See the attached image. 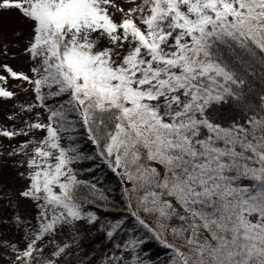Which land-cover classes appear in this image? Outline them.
<instances>
[{
    "label": "snow or ice",
    "instance_id": "snow-or-ice-1",
    "mask_svg": "<svg viewBox=\"0 0 264 264\" xmlns=\"http://www.w3.org/2000/svg\"><path fill=\"white\" fill-rule=\"evenodd\" d=\"M4 12L27 29L0 32V138L15 141L0 143V231L23 233L0 242L10 264H158L153 244L163 264H264V0H0ZM91 161L119 179L123 207L82 178ZM5 167L26 182L16 193Z\"/></svg>",
    "mask_w": 264,
    "mask_h": 264
},
{
    "label": "rangeland",
    "instance_id": "rangeland-1",
    "mask_svg": "<svg viewBox=\"0 0 264 264\" xmlns=\"http://www.w3.org/2000/svg\"><path fill=\"white\" fill-rule=\"evenodd\" d=\"M17 29H24L25 33L27 32V29L25 26L21 23L20 17L18 13L15 12H4L0 13V32H3L6 36L11 37L12 32H14ZM9 64H11L15 69H24L27 71V63L26 58H20L18 57L16 60H9ZM14 83V82H12ZM11 87V84H10ZM16 90V89H11ZM25 97L23 94L19 97V100L17 101V106L19 104V101L24 100ZM11 108H12V102H3L0 101V124H10V121H8L7 116L11 114ZM0 143H2L5 148L14 145L15 141H8L7 139L0 138ZM4 178L5 181L8 183V186L12 189L13 193L18 192L21 190L24 185L25 181L21 180L17 175L16 171L13 170L10 167L4 168ZM18 213L26 217L28 219H31L33 215H35V211L32 207V205L27 201H20V207L16 209ZM6 215L11 216L12 210L9 209L6 212ZM22 231H16V230H10V229H3L0 231V242H20ZM19 246L23 248V243H20ZM157 253L159 254V258L157 257ZM13 255L10 251L5 250L4 248L0 247V264H10V261L7 259V257ZM150 255L152 259H157L158 264H163V261L167 259V256L164 254V250L158 246L153 244Z\"/></svg>",
    "mask_w": 264,
    "mask_h": 264
},
{
    "label": "trees",
    "instance_id": "trees-1",
    "mask_svg": "<svg viewBox=\"0 0 264 264\" xmlns=\"http://www.w3.org/2000/svg\"><path fill=\"white\" fill-rule=\"evenodd\" d=\"M85 148H87L89 151L91 150L90 142L85 145ZM90 163L94 164L95 161L79 165V167L83 169L81 173L82 178L89 179L92 181L102 180V187L104 189H107L110 197L113 198L117 203H119L121 207H123V190L120 187L119 179L115 175L111 174V172L105 169L103 166H101V168L96 170L95 172L89 171L88 168Z\"/></svg>",
    "mask_w": 264,
    "mask_h": 264
}]
</instances>
